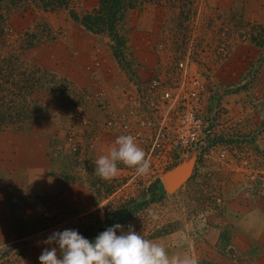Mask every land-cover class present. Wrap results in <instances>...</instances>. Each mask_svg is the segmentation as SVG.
I'll list each match as a JSON object with an SVG mask.
<instances>
[{
  "label": "rangeland",
  "instance_id": "obj_1",
  "mask_svg": "<svg viewBox=\"0 0 264 264\" xmlns=\"http://www.w3.org/2000/svg\"><path fill=\"white\" fill-rule=\"evenodd\" d=\"M46 1L51 0H21L14 7L4 4L6 9L0 4L11 30L37 34L45 27L51 36L29 51L11 44L18 54L6 52L0 40V109L32 110L29 120L22 115L24 127L0 128V264H39L44 248L56 247L42 243L54 231L74 229L83 235L138 204L142 207L119 223L123 231L131 226L164 246L169 257L182 258L183 251H190L196 264H262L264 239L244 225L259 223L257 214L264 216V172L259 171L262 164L257 167L260 155L254 145L264 123L248 133L233 131L225 111L208 145L186 155H153L136 138L151 164L145 175L122 163L108 180L94 170L96 159L108 153L115 139L131 132L129 126L141 113L135 103L144 98L150 80L161 74L160 82L169 83L178 74L175 63L189 60L186 74L198 76L205 100H213L206 112L225 87L247 76L253 77L252 84L264 62V0H123L111 31H92L80 22L86 15L97 17L99 0H68L64 7L45 9ZM222 41L228 46L221 52L215 47ZM239 47L255 54L240 58L243 70L231 78L238 67L226 73L227 67ZM50 76L53 85L46 83ZM9 119L3 116L2 121ZM36 122L60 125L64 148L49 151L53 168L44 193L37 175L21 174L22 168L10 165L28 155L20 154L27 140L13 135L28 133ZM173 159L176 163L168 164ZM190 159L187 179L166 194L160 177ZM238 195L247 201L243 225L229 216L230 208L228 217L224 214Z\"/></svg>",
  "mask_w": 264,
  "mask_h": 264
},
{
  "label": "built area",
  "instance_id": "obj_2",
  "mask_svg": "<svg viewBox=\"0 0 264 264\" xmlns=\"http://www.w3.org/2000/svg\"><path fill=\"white\" fill-rule=\"evenodd\" d=\"M227 46L228 44L222 41L217 43L215 48L222 52ZM175 64L178 74L169 83L160 82L161 74L150 80L144 98L135 103L141 108V113L134 119L135 123L129 126L131 132H125L126 135L131 134L137 138L140 146L148 144L149 152L153 155L161 153L171 158L207 146L212 127L222 121L225 113V107L221 104L223 95L248 88L253 78L247 76L225 87L217 93L212 107L205 112V88L198 76L186 74L189 60ZM123 129H126L125 125ZM259 132H264V128L256 132V140ZM215 137L217 138L216 135ZM175 161L176 159H173L168 164H174Z\"/></svg>",
  "mask_w": 264,
  "mask_h": 264
},
{
  "label": "clouds",
  "instance_id": "obj_3",
  "mask_svg": "<svg viewBox=\"0 0 264 264\" xmlns=\"http://www.w3.org/2000/svg\"><path fill=\"white\" fill-rule=\"evenodd\" d=\"M118 163L134 168L137 175L147 174L151 167L145 151L131 134L115 139L108 153L96 159L94 172L101 179H111L118 172ZM42 243L56 247L44 248L39 264H196V260L188 256L169 257L164 246L145 239L131 226L124 232L120 224L100 233L94 242L77 230L65 229L54 231Z\"/></svg>",
  "mask_w": 264,
  "mask_h": 264
},
{
  "label": "crops",
  "instance_id": "obj_4",
  "mask_svg": "<svg viewBox=\"0 0 264 264\" xmlns=\"http://www.w3.org/2000/svg\"><path fill=\"white\" fill-rule=\"evenodd\" d=\"M253 54H255V51L253 49H244L243 47H239V49L235 52L231 60L229 61V66L227 67L226 73H232V69H235L238 67V63L240 61V58L245 59V57H251ZM69 62V61H68ZM151 61L149 62V64ZM149 66V65H148ZM243 64H240V67H238L237 71L231 78L238 77L242 70H243ZM223 78L228 77L227 74L222 75ZM214 99V98H213ZM211 102L210 98L206 97V100H204L203 103V110L206 112V110L209 108ZM221 104L225 107L226 113L230 116L229 124L232 127V130H241L244 133H248L249 131L253 130L256 126L264 123V62L261 65V68L258 70V75L256 76L255 80L252 82V84L246 89V92H238L228 95H223L221 98ZM237 120L242 123L239 125H236L235 122ZM236 125V126H235ZM241 126V129L239 127ZM15 130V129H14ZM16 131V130H15ZM28 133H22L17 135H13L14 137H17L22 140H27V145L23 144L20 149V154L23 152V154H28L27 158L22 157L23 161L22 163L18 161H12L10 165L13 168H22L21 174H28V172H32L33 175H37L35 180L38 182V185L41 187V193H44L49 188V180L47 177L50 170L53 168L52 164L49 160V149L51 148V145H59L62 146V136H61V126L55 125V128L51 126L50 122H36L35 124L31 126V131H26ZM2 135V133L0 132ZM10 133H4L3 135L9 136ZM255 147H257V151H259L260 159H257L260 161L257 167L262 164L263 169H259L260 172H264V132H259V137L257 142L254 144ZM64 151V149L62 150ZM31 152V153H30ZM258 155V156H259ZM30 156V157H29ZM259 158V157H258ZM11 167V168H12ZM261 167V168H262ZM15 172V170H13ZM31 181V178H30ZM26 186H30L29 183ZM33 189V188H32ZM30 189V192L32 195H35L34 190ZM40 194V193H38ZM239 195L237 197H233V200L230 201L229 205L227 203V206L225 208V216L228 217L227 210H231V213H229V216H231L233 219H235L236 222H238L240 225H243L242 220L244 219V206L246 205L247 201H241V197L239 199ZM243 200H245L243 198ZM230 206V207H229ZM263 212H264V208ZM264 214V213H263ZM259 217V223L244 225L245 228H252L254 231L259 232V237L264 239V216L261 217V214ZM258 226V227H257ZM244 229V232L245 230ZM213 235H216L215 230H213ZM216 238V237H215ZM264 250V247H263ZM250 253V252H249ZM248 253V254H249ZM262 252H260L261 254ZM247 254V255H248ZM190 255V251H183L182 252V258L184 256ZM262 264H264V257L260 260Z\"/></svg>",
  "mask_w": 264,
  "mask_h": 264
},
{
  "label": "trees",
  "instance_id": "obj_5",
  "mask_svg": "<svg viewBox=\"0 0 264 264\" xmlns=\"http://www.w3.org/2000/svg\"><path fill=\"white\" fill-rule=\"evenodd\" d=\"M16 1H21V0H9V1H4V0H0V4L3 3V8H4V4H6V6L8 5V7H14L16 6L14 2ZM68 0H51V1H46L42 6H51V4L53 5H58V6H66ZM123 2V0H99V7L100 9L98 10L97 17H92V15H86L83 17V19L80 20V22H82V25L84 27H86L89 30L92 31H99L98 28L100 27H107V29H109V31L112 30L113 28V24L116 20V13L119 10V8H121V3ZM7 7V8H8ZM43 8V9H44ZM6 9V8H4ZM46 9V8H45ZM6 11V10H5ZM2 8L0 9V40L5 44V51L8 53H13V54H18L15 53V50H11V47L13 45H15L16 47H20V51L24 52V51H29V50H33L35 49L37 46H39V44L42 42L43 39L45 40H51V36L49 31L47 30V28L45 27H41L37 34L32 33V31H30L29 29H27L24 32H18L16 30H11V28L7 25H5V22L3 21L4 16H7V13H2ZM72 18L74 20H78L77 16L75 14L72 13ZM49 33V34H48ZM48 34V35H47ZM16 35H18V40H14L13 37H16ZM53 36V35H52ZM13 40H12V39ZM10 41H12L13 43H11ZM16 43V44H14ZM13 48V47H12ZM15 48V47H14ZM17 52V51H16ZM20 52V53H21ZM10 54V55H11ZM116 54V53H114ZM118 54V53H117ZM13 56V55H12ZM55 77L51 78L50 76V80H47L46 83H48L49 85H53L55 84ZM46 80V79H44ZM1 108V107H0ZM31 112L32 110L30 108L22 111V108L20 107H9L8 109H0V128L4 127H8V126H12L13 128H22L25 126V121H23V116L27 117L24 120H29L31 116ZM3 116H8L9 122L7 123V121H2ZM13 118V120H12ZM19 118V119H18ZM1 122H4V125H1ZM8 129H10L8 127ZM51 149H55L56 153H60L64 148L62 146L59 147V145H51V148L49 149V151ZM157 186L155 185V188ZM155 188L153 187V189L150 190V192L153 193V191L155 190ZM136 207L133 209H128V208H123L120 209L117 212V215H111L108 218L106 217L104 221H102L98 226H96L93 229H90L89 232L83 234L82 236H84V238L88 239L90 242H94L95 238L102 232H104L106 229L112 227L115 224H119L120 222H123L125 220L130 219V217L132 216L133 213L136 212V210H138L139 208L142 207V204H138L135 205Z\"/></svg>",
  "mask_w": 264,
  "mask_h": 264
},
{
  "label": "water",
  "instance_id": "obj_6",
  "mask_svg": "<svg viewBox=\"0 0 264 264\" xmlns=\"http://www.w3.org/2000/svg\"><path fill=\"white\" fill-rule=\"evenodd\" d=\"M193 160L190 159L174 166L160 177V182L166 194H170L177 189L188 177Z\"/></svg>",
  "mask_w": 264,
  "mask_h": 264
}]
</instances>
